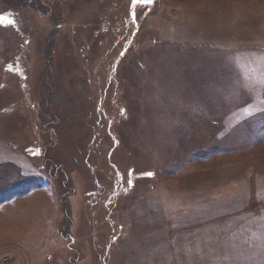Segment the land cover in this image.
<instances>
[{
  "label": "rangeland",
  "instance_id": "1",
  "mask_svg": "<svg viewBox=\"0 0 264 264\" xmlns=\"http://www.w3.org/2000/svg\"><path fill=\"white\" fill-rule=\"evenodd\" d=\"M9 14L0 264H264V0Z\"/></svg>",
  "mask_w": 264,
  "mask_h": 264
},
{
  "label": "snow or ice",
  "instance_id": "2",
  "mask_svg": "<svg viewBox=\"0 0 264 264\" xmlns=\"http://www.w3.org/2000/svg\"><path fill=\"white\" fill-rule=\"evenodd\" d=\"M136 3L151 4V3H153V0H133V5H135ZM0 24H4L5 26H7V25L15 26V21L10 18V14H9L8 16H0ZM236 59H237V62H239L240 57H237ZM258 59L261 61V63H264V55H261L260 57H258ZM10 70H11V67H10ZM257 82L261 86H264V72H262L260 74V77L258 78ZM262 103H264V101H262ZM146 175L152 176L153 173L149 172V173H146ZM131 183H132V181L129 180L128 184L131 185Z\"/></svg>",
  "mask_w": 264,
  "mask_h": 264
},
{
  "label": "trees",
  "instance_id": "3",
  "mask_svg": "<svg viewBox=\"0 0 264 264\" xmlns=\"http://www.w3.org/2000/svg\"><path fill=\"white\" fill-rule=\"evenodd\" d=\"M19 187H22V186H19ZM7 192L5 193L4 197H6V198L10 197V199L14 198V197H17V196H23V195L29 193V191L25 192V190L22 189V188L18 189L17 186L13 190H11V192L10 191H7ZM4 201H2V202H4Z\"/></svg>",
  "mask_w": 264,
  "mask_h": 264
}]
</instances>
